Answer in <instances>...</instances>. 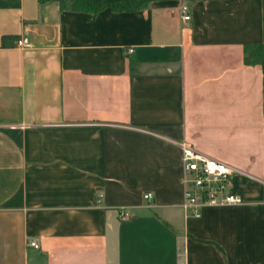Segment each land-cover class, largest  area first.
I'll list each match as a JSON object with an SVG mask.
<instances>
[{
  "label": "crops",
  "instance_id": "0c3cea01",
  "mask_svg": "<svg viewBox=\"0 0 264 264\" xmlns=\"http://www.w3.org/2000/svg\"><path fill=\"white\" fill-rule=\"evenodd\" d=\"M258 44L264 0H0V264H264ZM183 144L231 165L243 204L189 215Z\"/></svg>",
  "mask_w": 264,
  "mask_h": 264
},
{
  "label": "built area",
  "instance_id": "2783aa9c",
  "mask_svg": "<svg viewBox=\"0 0 264 264\" xmlns=\"http://www.w3.org/2000/svg\"><path fill=\"white\" fill-rule=\"evenodd\" d=\"M181 18L184 23L191 21L189 5L180 7ZM17 46L21 49H30L32 44L20 39ZM133 48L128 50L129 54ZM183 184L184 199L183 209L191 216L200 218L204 208H224L243 204V199L234 193L236 170L229 164L214 158H210L195 151L190 145L183 144ZM103 195L99 194V198ZM146 200L152 199V194L144 196ZM122 220L131 216L128 212L120 214ZM35 249L40 246L35 242H29Z\"/></svg>",
  "mask_w": 264,
  "mask_h": 264
},
{
  "label": "trees",
  "instance_id": "16d2710c",
  "mask_svg": "<svg viewBox=\"0 0 264 264\" xmlns=\"http://www.w3.org/2000/svg\"><path fill=\"white\" fill-rule=\"evenodd\" d=\"M41 3L57 2L61 10L89 13L93 16L106 8L115 11H136L145 7L152 0H39ZM246 64L264 65V44L248 46L245 49Z\"/></svg>",
  "mask_w": 264,
  "mask_h": 264
}]
</instances>
